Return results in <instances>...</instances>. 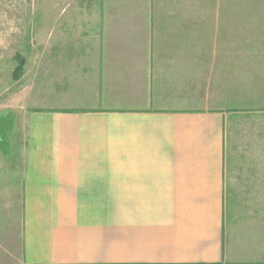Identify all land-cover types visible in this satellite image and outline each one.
Wrapping results in <instances>:
<instances>
[{"label":"crops","instance_id":"1","mask_svg":"<svg viewBox=\"0 0 264 264\" xmlns=\"http://www.w3.org/2000/svg\"><path fill=\"white\" fill-rule=\"evenodd\" d=\"M57 3L0 264H264V0Z\"/></svg>","mask_w":264,"mask_h":264},{"label":"rangeland","instance_id":"2","mask_svg":"<svg viewBox=\"0 0 264 264\" xmlns=\"http://www.w3.org/2000/svg\"><path fill=\"white\" fill-rule=\"evenodd\" d=\"M57 1L0 0V172L11 168L16 171L20 166L15 158L21 155V142L27 134L23 128L28 120V88L35 85V69L31 66L43 53V46L55 42V20L62 7ZM60 23L61 20L56 25ZM20 63L21 70L17 69ZM236 152L245 153V149H236ZM243 166L247 169L253 167L246 164ZM238 167L239 164L227 168L224 187L227 217L233 209L230 207L252 203L255 198L262 199L261 196L244 194L241 185L244 180L240 178L243 174L245 177V173L242 172L244 170L236 169Z\"/></svg>","mask_w":264,"mask_h":264},{"label":"trees","instance_id":"3","mask_svg":"<svg viewBox=\"0 0 264 264\" xmlns=\"http://www.w3.org/2000/svg\"><path fill=\"white\" fill-rule=\"evenodd\" d=\"M21 67H22V63H20V64L17 66V69H20V70H21ZM20 70H19V71H20ZM19 71H18V73H19ZM21 72H22V71H21ZM21 72H20V73H21ZM18 73H16V76H18Z\"/></svg>","mask_w":264,"mask_h":264}]
</instances>
